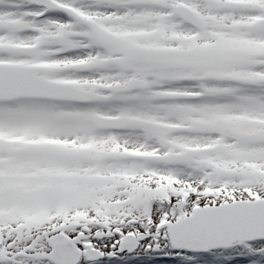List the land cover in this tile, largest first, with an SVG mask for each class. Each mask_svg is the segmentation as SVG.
Masks as SVG:
<instances>
[{"label":"snow or ice","instance_id":"6c2138e0","mask_svg":"<svg viewBox=\"0 0 264 264\" xmlns=\"http://www.w3.org/2000/svg\"><path fill=\"white\" fill-rule=\"evenodd\" d=\"M0 264H264V0H0Z\"/></svg>","mask_w":264,"mask_h":264}]
</instances>
